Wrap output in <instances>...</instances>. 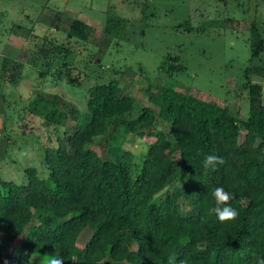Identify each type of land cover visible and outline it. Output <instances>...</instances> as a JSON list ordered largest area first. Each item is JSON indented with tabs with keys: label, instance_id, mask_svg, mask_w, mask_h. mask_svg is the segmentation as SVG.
<instances>
[{
	"label": "trees",
	"instance_id": "1",
	"mask_svg": "<svg viewBox=\"0 0 264 264\" xmlns=\"http://www.w3.org/2000/svg\"><path fill=\"white\" fill-rule=\"evenodd\" d=\"M120 21L118 16L108 18L104 31L112 34ZM86 29L85 22L73 19L66 37L81 38ZM250 32L256 56L264 49V39L255 21ZM45 51L48 61L70 53L63 45ZM77 80L66 76L67 82ZM159 90L156 114L169 123L173 140L163 131L140 130L155 120L149 107L134 119L122 120L135 99L111 80L88 88L86 110L74 131L58 136L45 149L46 178L39 177L35 167H27L23 184L0 179V264L8 246L20 236L8 264H41L45 255L62 257L65 264H71L72 257L77 264H259L264 260V105L238 120L221 102L166 82ZM260 90L258 84L251 85L252 95ZM53 103L40 95L33 100L45 108L40 113L48 122L60 125L66 115L49 109ZM118 125L126 133L154 138L139 166L133 153L120 146L109 148V158L92 147L96 136ZM174 149L177 158L172 156ZM209 154L225 163L204 175L202 161ZM180 178L181 185L155 199ZM215 187H223L232 197L229 204L238 211L235 220L217 219L211 196ZM182 200L189 202L188 209ZM87 226L92 233L81 246L77 239ZM131 242L136 244L133 249Z\"/></svg>",
	"mask_w": 264,
	"mask_h": 264
},
{
	"label": "rangeland",
	"instance_id": "2",
	"mask_svg": "<svg viewBox=\"0 0 264 264\" xmlns=\"http://www.w3.org/2000/svg\"><path fill=\"white\" fill-rule=\"evenodd\" d=\"M115 16L121 21L107 34V20ZM73 19L87 24L81 38L66 37ZM253 21L264 39V0H0V179L23 184L27 167L46 178L45 149L58 136L74 131L86 110L88 88L111 80L135 99L122 120L136 118L143 107L156 114L164 82L221 102L238 120H245L264 105V49L252 55ZM56 45L70 53L48 61L45 50ZM68 73L78 77L77 82H67ZM253 84L260 86V94H251ZM38 95L54 102L49 109L66 115L62 124L44 118L40 110L45 108L33 104ZM150 128L173 140L169 123L157 114L152 125L140 130ZM152 140L118 125L96 136L92 147L109 158V148L120 146L133 153L139 166ZM172 156L178 157L177 150ZM182 182L180 178L165 187L155 199ZM181 202L184 209L190 207ZM91 233V227H85L78 243L82 246ZM22 238L8 246L2 264H8L11 248ZM135 246L130 243L131 249ZM49 258L45 255L41 264Z\"/></svg>",
	"mask_w": 264,
	"mask_h": 264
},
{
	"label": "clouds",
	"instance_id": "3",
	"mask_svg": "<svg viewBox=\"0 0 264 264\" xmlns=\"http://www.w3.org/2000/svg\"><path fill=\"white\" fill-rule=\"evenodd\" d=\"M225 161L218 155L209 154L202 161L203 174L207 175L209 170H215L217 165L224 164ZM211 196L214 198L217 207L214 209L217 219L221 223L235 220L238 216V211L231 207L229 202L232 199L230 194L223 187H215L211 190ZM223 205V207H221ZM72 264H77L76 257L71 258ZM47 264H65L62 257H50ZM259 264H264V260H260Z\"/></svg>",
	"mask_w": 264,
	"mask_h": 264
}]
</instances>
